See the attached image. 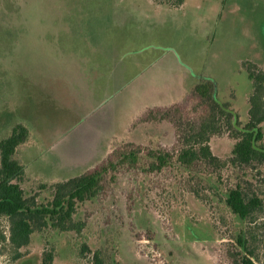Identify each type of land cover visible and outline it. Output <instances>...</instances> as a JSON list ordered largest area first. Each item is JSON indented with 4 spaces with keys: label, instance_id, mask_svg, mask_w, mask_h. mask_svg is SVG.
Returning <instances> with one entry per match:
<instances>
[{
    "label": "rangeland",
    "instance_id": "1",
    "mask_svg": "<svg viewBox=\"0 0 264 264\" xmlns=\"http://www.w3.org/2000/svg\"><path fill=\"white\" fill-rule=\"evenodd\" d=\"M245 62L264 70V0H185L179 9L152 0H0V141L17 124L29 129L17 155L30 179L23 187L46 202L41 182L89 172L119 145L172 146L170 123L141 118L154 101L187 90L179 105L195 115L191 92L202 79L216 82L220 101L246 125L253 89ZM234 143L211 146L225 158ZM138 175H119L97 203L79 209L81 236L35 234L18 262L0 244V264H41L51 247L55 264H93L91 255L81 259L82 242L109 264H232L233 237L250 228L264 264L262 217L246 226L215 178L202 202L178 189L170 169L153 182ZM257 177L264 194V170ZM2 229L8 235L6 220Z\"/></svg>",
    "mask_w": 264,
    "mask_h": 264
},
{
    "label": "trees",
    "instance_id": "2",
    "mask_svg": "<svg viewBox=\"0 0 264 264\" xmlns=\"http://www.w3.org/2000/svg\"><path fill=\"white\" fill-rule=\"evenodd\" d=\"M152 1L172 9L185 4V0ZM243 67L253 89L246 125L238 121L231 103L220 101L216 82L202 79L191 92L196 102L195 115H188L181 105L174 104L150 109L141 118L142 123H170L175 139L172 146H144L134 142L119 145L104 163L89 172L56 183L41 182L39 191L50 190L46 202H39V192L27 194L23 187L30 179L17 153L20 146L28 142L30 131L23 124L15 125L11 134L0 141V244L12 248V260L18 262L29 255L35 234L53 231L81 236L86 221L77 218L79 209L97 203L107 187L115 184L123 173L132 174L134 180L139 177L138 173H145L153 182L155 175L170 169L178 189L202 202L205 201L204 189L209 186L208 179L215 178L226 187L227 207L246 226L256 225L261 217L264 221V194L257 179L264 170V70L253 62H245ZM225 138L235 143L231 155L223 158L213 152L211 142ZM2 220L8 222V235L2 229ZM250 230H242L233 237L232 264H258L260 261ZM79 255L81 259L91 255L89 259L93 264H109L110 257L101 250L92 252L87 242H82ZM55 260L56 249L51 247L44 251L41 264H55Z\"/></svg>",
    "mask_w": 264,
    "mask_h": 264
},
{
    "label": "crops",
    "instance_id": "3",
    "mask_svg": "<svg viewBox=\"0 0 264 264\" xmlns=\"http://www.w3.org/2000/svg\"><path fill=\"white\" fill-rule=\"evenodd\" d=\"M183 7V6H182ZM197 84V83H196ZM195 84V85H196ZM194 85V86H195ZM193 86V87H194ZM188 91V90H187ZM187 91H184L182 94L180 93L177 97H173L174 99L172 100L171 98H164L162 100H156L154 101L155 103H153V105L151 107H148V109H146L147 111L150 110V109H155V108H167V107H170L174 104H179L181 102L180 100V97L183 96L184 93H186ZM181 95V96H180ZM179 98V99H178ZM18 155V153H17ZM19 160V159H18ZM20 161V160H19ZM21 163V161H20ZM22 165L25 166L26 168V165L22 163ZM26 171H27V168H26ZM69 172V171H68Z\"/></svg>",
    "mask_w": 264,
    "mask_h": 264
}]
</instances>
